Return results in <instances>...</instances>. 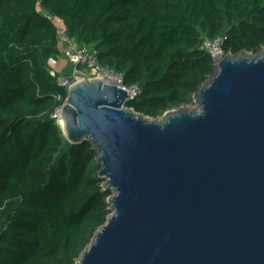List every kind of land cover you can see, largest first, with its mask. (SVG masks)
<instances>
[{
  "label": "trees",
  "instance_id": "1",
  "mask_svg": "<svg viewBox=\"0 0 264 264\" xmlns=\"http://www.w3.org/2000/svg\"><path fill=\"white\" fill-rule=\"evenodd\" d=\"M54 20L151 118L195 103L215 71L203 38L231 54L264 46V0H0V264H75L110 213L97 152L54 116L72 67Z\"/></svg>",
  "mask_w": 264,
  "mask_h": 264
},
{
  "label": "water",
  "instance_id": "2",
  "mask_svg": "<svg viewBox=\"0 0 264 264\" xmlns=\"http://www.w3.org/2000/svg\"><path fill=\"white\" fill-rule=\"evenodd\" d=\"M212 59L195 109L162 118L99 78L68 86L62 132L91 143L112 192L75 264H264V46Z\"/></svg>",
  "mask_w": 264,
  "mask_h": 264
},
{
  "label": "built area",
  "instance_id": "3",
  "mask_svg": "<svg viewBox=\"0 0 264 264\" xmlns=\"http://www.w3.org/2000/svg\"><path fill=\"white\" fill-rule=\"evenodd\" d=\"M57 26L58 40L60 43L61 56L71 64V70L68 76L60 77L59 83L68 88L72 83L85 78H99L107 83L114 84L127 90L129 98L132 99L138 90L135 87H126L123 84V75L112 71L99 63L95 54L90 52L87 46L78 45L74 39L68 37L61 21L54 20ZM223 39L216 37L214 39L203 38L201 46L211 55L224 53L222 50ZM48 64L51 67V74L58 70L57 61L50 58ZM54 116H58L56 111Z\"/></svg>",
  "mask_w": 264,
  "mask_h": 264
},
{
  "label": "rangeland",
  "instance_id": "4",
  "mask_svg": "<svg viewBox=\"0 0 264 264\" xmlns=\"http://www.w3.org/2000/svg\"><path fill=\"white\" fill-rule=\"evenodd\" d=\"M263 48V47H262ZM262 48L260 49V51L262 50ZM245 52H247V51H244V52H241V53H238V54H243V53H245ZM248 52H250V51H248ZM259 52V51H258ZM258 52H256V53H258ZM252 55H254V54H256V53H253V52H250ZM195 106H196V104L194 103V104H192V105H188V106H183V107H185V108H188V109H195ZM159 118H162V116H160Z\"/></svg>",
  "mask_w": 264,
  "mask_h": 264
},
{
  "label": "bare ground",
  "instance_id": "5",
  "mask_svg": "<svg viewBox=\"0 0 264 264\" xmlns=\"http://www.w3.org/2000/svg\"><path fill=\"white\" fill-rule=\"evenodd\" d=\"M59 121L62 122L61 118L59 117Z\"/></svg>",
  "mask_w": 264,
  "mask_h": 264
}]
</instances>
